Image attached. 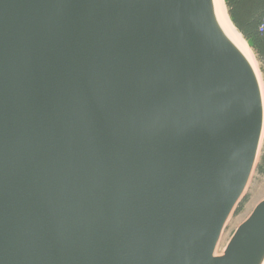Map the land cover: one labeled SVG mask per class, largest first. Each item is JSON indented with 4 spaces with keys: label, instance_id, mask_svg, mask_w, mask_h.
Masks as SVG:
<instances>
[{
    "label": "water",
    "instance_id": "1",
    "mask_svg": "<svg viewBox=\"0 0 264 264\" xmlns=\"http://www.w3.org/2000/svg\"><path fill=\"white\" fill-rule=\"evenodd\" d=\"M258 76L213 0H0V264H263Z\"/></svg>",
    "mask_w": 264,
    "mask_h": 264
},
{
    "label": "trees",
    "instance_id": "2",
    "mask_svg": "<svg viewBox=\"0 0 264 264\" xmlns=\"http://www.w3.org/2000/svg\"><path fill=\"white\" fill-rule=\"evenodd\" d=\"M225 4L232 23L255 53L264 75V0H225ZM256 174L264 179V147Z\"/></svg>",
    "mask_w": 264,
    "mask_h": 264
},
{
    "label": "rangeland",
    "instance_id": "3",
    "mask_svg": "<svg viewBox=\"0 0 264 264\" xmlns=\"http://www.w3.org/2000/svg\"><path fill=\"white\" fill-rule=\"evenodd\" d=\"M252 52H253V50H252ZM253 54L256 58L257 64L259 65L258 67L260 69L261 76L263 77L262 79H263V83H264V75H263L262 70H261V65H260V63H259L254 52H253ZM262 153H263V150H262ZM256 172L253 175V178H252L251 183L249 185V188L245 194V197L243 198L241 203L238 205L233 217L228 222L227 228L223 234V237H222L220 245H219V249L217 252L218 255H221L224 253L228 243L232 239L236 230L250 217V215L252 214L254 209L262 201H264V179L259 178L257 176ZM243 204H244V206L241 208V206ZM240 208H241V213L237 215V212Z\"/></svg>",
    "mask_w": 264,
    "mask_h": 264
},
{
    "label": "bare ground",
    "instance_id": "4",
    "mask_svg": "<svg viewBox=\"0 0 264 264\" xmlns=\"http://www.w3.org/2000/svg\"><path fill=\"white\" fill-rule=\"evenodd\" d=\"M213 8L214 15L217 20V23L223 33L227 36V38L246 56V58L251 62L254 69L257 72L258 77H261L259 71V65H257L256 58L244 40L243 36L236 29L234 24L232 23L229 13L227 10V6L225 4V0H213ZM263 78V77H262ZM261 78V79H262ZM264 264V262H263Z\"/></svg>",
    "mask_w": 264,
    "mask_h": 264
}]
</instances>
